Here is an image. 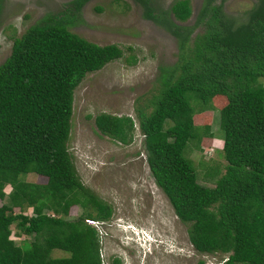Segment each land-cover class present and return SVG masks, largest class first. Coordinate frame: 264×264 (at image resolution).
Returning <instances> with one entry per match:
<instances>
[{
    "label": "trees",
    "instance_id": "1",
    "mask_svg": "<svg viewBox=\"0 0 264 264\" xmlns=\"http://www.w3.org/2000/svg\"><path fill=\"white\" fill-rule=\"evenodd\" d=\"M87 1L70 0L59 14L12 36L0 62V264H102L96 225L111 209L82 185L65 142L73 89L122 51L68 31ZM131 1L177 50L174 63L156 69L149 112L137 111L149 176L186 226L194 253L218 255L215 264H264V0H253L239 17L221 10L223 0H201L189 27L174 23L190 16L188 0H172L166 9ZM211 100L218 103L224 164L220 173L205 171L211 186H203L185 150L212 137L208 125L197 131L192 121L194 105L210 110ZM92 124L121 145L134 129L128 116L103 112ZM27 174L44 182H26ZM74 206L79 213L68 218ZM12 234L25 238L15 243ZM52 250L63 256L50 257Z\"/></svg>",
    "mask_w": 264,
    "mask_h": 264
},
{
    "label": "rangeland",
    "instance_id": "2",
    "mask_svg": "<svg viewBox=\"0 0 264 264\" xmlns=\"http://www.w3.org/2000/svg\"><path fill=\"white\" fill-rule=\"evenodd\" d=\"M69 1L0 0V62L8 55L12 36H19L44 15L59 14ZM171 1L152 0V5L166 9ZM188 2L190 16L182 23L174 22L176 25L189 27L192 23L201 0ZM252 3L253 0H223L221 10L239 17ZM67 29L88 42L113 44L122 51L120 58L85 74L73 89L65 142L82 185L111 209L109 219L96 226L101 263L112 264L116 259L118 264H197L198 261L215 264L220 259L218 255L196 254L187 243L186 226L175 218L165 196L149 176L136 127L137 111L146 114L150 110L148 103L154 94L157 67L171 65L176 59L175 40L161 27L143 19L140 8L131 0H89L80 7L76 20ZM198 31L199 28H193L189 38ZM211 105L210 110L202 112L196 111L194 105L192 121L197 131L208 125L212 137L201 138L198 150L191 144L185 150L196 182L203 186H211L205 171L216 167L220 173L224 164L217 128L218 103L211 100ZM99 112L131 119L134 129L129 144L121 145L96 131L92 117ZM23 180L44 182L32 174L25 175ZM7 190L5 187L3 192ZM23 212L29 215L30 209ZM78 213V207H70L68 218H75ZM10 229L14 232L11 226ZM22 238L25 237L12 234L15 243ZM60 256L63 254L57 250L50 253V257Z\"/></svg>",
    "mask_w": 264,
    "mask_h": 264
},
{
    "label": "built area",
    "instance_id": "3",
    "mask_svg": "<svg viewBox=\"0 0 264 264\" xmlns=\"http://www.w3.org/2000/svg\"><path fill=\"white\" fill-rule=\"evenodd\" d=\"M86 222L89 223V224H91V225H95L94 222L87 221V220H86ZM98 225H100V223H99ZM96 226H97V225H96Z\"/></svg>",
    "mask_w": 264,
    "mask_h": 264
},
{
    "label": "clouds",
    "instance_id": "4",
    "mask_svg": "<svg viewBox=\"0 0 264 264\" xmlns=\"http://www.w3.org/2000/svg\"><path fill=\"white\" fill-rule=\"evenodd\" d=\"M100 224H102V223H100Z\"/></svg>",
    "mask_w": 264,
    "mask_h": 264
}]
</instances>
